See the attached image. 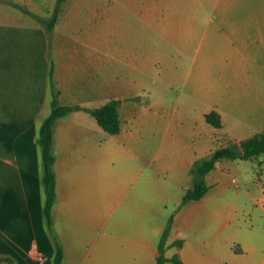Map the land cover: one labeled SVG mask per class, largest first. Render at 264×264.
<instances>
[{
    "label": "crops",
    "instance_id": "1",
    "mask_svg": "<svg viewBox=\"0 0 264 264\" xmlns=\"http://www.w3.org/2000/svg\"><path fill=\"white\" fill-rule=\"evenodd\" d=\"M0 1L18 14L0 18V257H10L14 264H52L54 257V241L43 215L37 142L40 124L50 112L51 53L62 105L95 109L117 99L120 120L116 135L104 132L84 110L73 111L54 126L56 198L51 220L63 251L60 264H155L157 244L170 216L173 223L166 258L177 254L182 264H264V232L259 230L264 225V192L250 195L255 186L254 161H218L205 176L206 195L183 206L180 203L191 187L194 162L218 147L184 145L178 163L169 154L165 164L148 173L144 161H139L138 147L135 160L124 166L121 176L114 177L113 156L135 154H130L133 147L127 145L128 134L123 138L125 144L118 141L123 123L131 121L132 115L113 85L107 39L85 26L63 27L69 0L60 5L50 35L14 4L49 18L57 0ZM215 4L227 35L245 41L241 55L251 64L256 61V68H264V0H215ZM263 94L259 89L257 99L252 95L234 99L237 111L243 110L241 103L253 100L258 105L250 110L255 115L257 111L251 136L264 133ZM214 111L221 119V127L216 128L220 137L225 118L222 110ZM176 164L181 170L177 171ZM235 174L243 176L241 184ZM233 179L234 187L246 190L243 193L256 209L235 206L238 201L229 194ZM175 240H182L180 248L172 246Z\"/></svg>",
    "mask_w": 264,
    "mask_h": 264
},
{
    "label": "rangeland",
    "instance_id": "2",
    "mask_svg": "<svg viewBox=\"0 0 264 264\" xmlns=\"http://www.w3.org/2000/svg\"><path fill=\"white\" fill-rule=\"evenodd\" d=\"M6 3L0 1V18H16L17 10ZM67 5L66 30L85 26L107 39L113 85L132 115L123 123L118 141L125 144L128 134L127 145L135 155L113 156L114 177L135 160L138 147L139 161H144L148 173L165 164L169 154L178 163L184 145L219 148L234 138L251 137L257 111L255 115L250 110L258 108L253 100L259 89L264 92V68H256V61L251 64L241 55L245 41L227 35L215 0H69ZM237 95L242 99L252 95L253 100L241 103L243 110L237 111ZM218 109L226 124L220 137L203 115ZM252 165L255 186L250 195L258 196L264 192V156ZM176 169L181 167L176 164ZM235 178L241 184L243 176ZM233 180L229 194L238 201L235 206L256 209L243 193L246 190L235 188ZM259 230L264 232V225Z\"/></svg>",
    "mask_w": 264,
    "mask_h": 264
},
{
    "label": "trees",
    "instance_id": "3",
    "mask_svg": "<svg viewBox=\"0 0 264 264\" xmlns=\"http://www.w3.org/2000/svg\"><path fill=\"white\" fill-rule=\"evenodd\" d=\"M67 0H57L55 8L51 17L44 18L37 14H34L26 8L14 4L19 8L22 13L34 19L38 24L42 25L47 34L50 35L55 24L58 21L60 13V5ZM50 65H49V90H50V112L42 120L39 133H38V145L41 151L42 162V174L41 182L44 192V206L43 215L46 226L52 235L55 253L52 260V264H60L63 259V251L56 239V236L52 232V220L51 210L56 198V180L53 171L54 155L52 152L53 139H54V126L58 119L65 117L77 110H84L89 113L100 126V128L109 135H116L120 132V120L118 114L119 100L112 99L103 104L99 108L86 109L80 106L62 105L59 100L60 91L57 87L54 79V62L50 53ZM204 120L207 124L215 128L221 127V119L219 114L212 110L204 115ZM264 156V133L255 134L247 139L239 142H231L228 145L221 146L210 153L206 158L198 159L192 166V183L191 187L184 193L180 206L185 205L190 201H197L204 197L209 190L205 181L206 174L211 171L215 164L221 160H250L254 161ZM173 223V216L168 219L164 230L159 238L157 249L159 255L156 258L155 264H164L165 262H171L172 264H182L178 255L175 254L171 258L165 257L166 240L169 236ZM182 240H175L172 242V246L180 248L182 246ZM0 263L14 264L10 257H0Z\"/></svg>",
    "mask_w": 264,
    "mask_h": 264
}]
</instances>
